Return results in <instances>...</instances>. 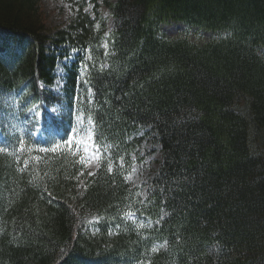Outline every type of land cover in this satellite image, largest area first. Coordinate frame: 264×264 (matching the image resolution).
I'll return each instance as SVG.
<instances>
[{"label":"trees","instance_id":"16d2710c","mask_svg":"<svg viewBox=\"0 0 264 264\" xmlns=\"http://www.w3.org/2000/svg\"><path fill=\"white\" fill-rule=\"evenodd\" d=\"M41 1L0 0V264H264V0H115L110 30L87 0L49 28ZM73 127L94 172L75 146L38 150ZM145 140L162 158L134 184Z\"/></svg>","mask_w":264,"mask_h":264},{"label":"rangeland","instance_id":"374dc122","mask_svg":"<svg viewBox=\"0 0 264 264\" xmlns=\"http://www.w3.org/2000/svg\"><path fill=\"white\" fill-rule=\"evenodd\" d=\"M115 0H88L86 8L93 16L100 14L106 18L108 27H111L112 16L109 4L107 2H114ZM94 3L96 4L94 7ZM96 8V9H95ZM41 10L44 13L45 24L49 28H57L60 25H66L71 15L75 11L74 0H42ZM163 31L173 37L188 36L192 41L203 44L219 36L218 31L207 29H196L188 27L184 22L171 19L163 24ZM56 72L61 75L65 74L62 64H59ZM61 79L57 78L56 90L60 92ZM1 99V97H0ZM87 143L88 140H85ZM141 156L134 164L133 171L130 178L134 184H141L147 182L148 175L154 171L160 164L162 154L160 148L152 144L151 141L145 140L139 147V151L135 156ZM97 159L95 156L90 159L88 168L93 172L97 168ZM84 179L81 184H84ZM92 220L95 219L91 218Z\"/></svg>","mask_w":264,"mask_h":264},{"label":"snow or ice","instance_id":"6c2138e0","mask_svg":"<svg viewBox=\"0 0 264 264\" xmlns=\"http://www.w3.org/2000/svg\"><path fill=\"white\" fill-rule=\"evenodd\" d=\"M105 49H107V44L104 45ZM107 54V53H105ZM89 59L91 58L90 56L88 57ZM86 65H85V69H86ZM86 83V81H85ZM89 92H91V89H89ZM74 99H79V97H76ZM11 104L13 108H16L18 106V102L15 98L11 99ZM38 106L37 105H33L32 109H28L29 112H33ZM36 117H37V123L39 122L38 118H39V113L36 112L35 113ZM77 121H80V117H76ZM15 127L17 128V132L16 133H11V135L15 136H19L20 139L17 142L18 143V148L17 151L19 152H24L26 151L25 149V145H24V141H23V136L27 135L29 137H33L35 136V132L32 131L29 127H28V123L25 121H21L19 124L15 125ZM81 131H83V128H81ZM78 133H77V129L75 127L71 128L68 132V134L66 135V137L64 138V142L63 145L59 142L55 143L54 146L50 149L47 147H41L38 150L40 152H44L47 153L49 151L52 152H57V151H63V150H67L69 152L73 151V146H75V152L79 153L81 151L88 153L87 157H81L80 159V163H85L87 159H91L94 156L96 158H98V153H99V149L96 146V144L94 143L93 139H92V134L91 132L88 133H84V136H88V142H85L84 136H79L78 137ZM16 142V141H14ZM0 150H6V149H0ZM27 151L31 152L32 149H27ZM35 159L38 161L39 157H35ZM28 161L25 160V167H27ZM111 170V167L110 169ZM89 175H93V173H89ZM98 223V221H96ZM141 227H143V225H140ZM153 251H156V249L154 248Z\"/></svg>","mask_w":264,"mask_h":264}]
</instances>
